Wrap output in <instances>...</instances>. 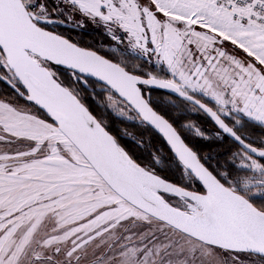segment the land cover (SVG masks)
Returning <instances> with one entry per match:
<instances>
[{"label":"snow or ice","instance_id":"1","mask_svg":"<svg viewBox=\"0 0 264 264\" xmlns=\"http://www.w3.org/2000/svg\"><path fill=\"white\" fill-rule=\"evenodd\" d=\"M0 264H264V0H0Z\"/></svg>","mask_w":264,"mask_h":264},{"label":"trees","instance_id":"2","mask_svg":"<svg viewBox=\"0 0 264 264\" xmlns=\"http://www.w3.org/2000/svg\"><path fill=\"white\" fill-rule=\"evenodd\" d=\"M85 38L90 42V44L95 47L97 46L100 41L105 40V37L102 33L101 30L95 29V28H88L86 32L84 33ZM154 99H158V95H154ZM23 103V101H20ZM186 120L194 121L199 124H202L204 126H210L209 122L198 116L194 115H189L185 117ZM109 123L111 125V130L113 131L114 134H117V127L119 128H126L129 132L136 133L138 129L133 125L126 123L124 121L120 120H114L111 115L108 116ZM178 126V125H177ZM149 135L152 136V147H161L162 152H161V162L157 166L158 173L163 176L167 177L168 179L175 181L177 183L180 182V176H179V169L176 167L175 162H174V157L172 154L168 151V148L166 145H164L163 140L156 134L154 133H149ZM122 144H125L128 146L130 149L134 150L137 157L142 160L144 163H150L151 162V157L149 155V147L145 146L142 149H133V146L130 145V143L127 140H122ZM228 144L223 145L222 147H228ZM201 150L206 151L207 146L206 145H201Z\"/></svg>","mask_w":264,"mask_h":264},{"label":"rangeland","instance_id":"3","mask_svg":"<svg viewBox=\"0 0 264 264\" xmlns=\"http://www.w3.org/2000/svg\"><path fill=\"white\" fill-rule=\"evenodd\" d=\"M89 28H92L91 26H89Z\"/></svg>","mask_w":264,"mask_h":264}]
</instances>
